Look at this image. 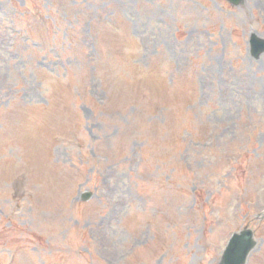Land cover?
Segmentation results:
<instances>
[{"label":"rangeland","instance_id":"obj_1","mask_svg":"<svg viewBox=\"0 0 264 264\" xmlns=\"http://www.w3.org/2000/svg\"><path fill=\"white\" fill-rule=\"evenodd\" d=\"M251 33L264 0H0V264H217L244 227L264 264Z\"/></svg>","mask_w":264,"mask_h":264},{"label":"water","instance_id":"obj_2","mask_svg":"<svg viewBox=\"0 0 264 264\" xmlns=\"http://www.w3.org/2000/svg\"><path fill=\"white\" fill-rule=\"evenodd\" d=\"M238 4L240 0H231ZM252 53L259 56L264 51V40L257 38L255 35L251 37ZM85 195L84 198H87ZM255 242L251 230H243L233 234L231 237L219 264H244L249 251L253 248Z\"/></svg>","mask_w":264,"mask_h":264}]
</instances>
